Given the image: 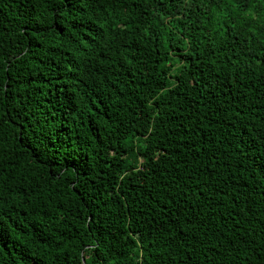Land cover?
Here are the masks:
<instances>
[{
  "label": "trees",
  "instance_id": "obj_1",
  "mask_svg": "<svg viewBox=\"0 0 264 264\" xmlns=\"http://www.w3.org/2000/svg\"><path fill=\"white\" fill-rule=\"evenodd\" d=\"M0 264H264V0H0Z\"/></svg>",
  "mask_w": 264,
  "mask_h": 264
}]
</instances>
